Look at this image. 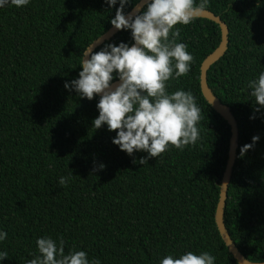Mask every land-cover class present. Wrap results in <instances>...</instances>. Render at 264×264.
Instances as JSON below:
<instances>
[{"label": "trees", "instance_id": "trees-1", "mask_svg": "<svg viewBox=\"0 0 264 264\" xmlns=\"http://www.w3.org/2000/svg\"><path fill=\"white\" fill-rule=\"evenodd\" d=\"M135 5L130 0L125 13ZM119 7V0L115 7L105 0L0 7V231L7 233L0 252H8L0 264H28L44 237L63 238L65 254L85 251L99 264H160L189 251L210 253L214 264H238L216 224L231 126L204 96L200 78L221 28L202 17L176 26L177 42L194 60L167 91L193 94L200 139L183 151L170 146L143 165L147 152L129 156L113 143L115 131L106 124L95 129L100 95L88 100L65 88L79 78L81 53L113 26ZM204 8L230 29L226 53L208 71L209 86L239 126L225 225L248 260L264 262V108L254 111L248 88L264 72V0H207ZM121 42L134 43L130 29L94 52ZM254 136L259 140L241 157ZM62 176L70 177L66 187Z\"/></svg>", "mask_w": 264, "mask_h": 264}, {"label": "clouds", "instance_id": "clouds-1", "mask_svg": "<svg viewBox=\"0 0 264 264\" xmlns=\"http://www.w3.org/2000/svg\"><path fill=\"white\" fill-rule=\"evenodd\" d=\"M105 2L115 7L118 0ZM9 3L21 8L30 0H0V7ZM119 3L111 24L117 30L130 29L134 43L131 46L123 42L119 46L107 44L98 52L93 51L95 43L90 44L81 53L79 78L66 83L65 88H74L80 97L88 100L100 95L99 116L93 122L95 129L106 124L109 131H115L113 143L129 156L137 151L147 152L148 157L138 161L144 165L149 158L160 157L170 146L183 151L200 139L197 125L201 109L193 94L184 90L167 91V82L186 76L194 60L187 45L177 42L180 29L176 26L191 23L196 18L197 6L195 0H136L138 14L133 16L124 11L130 0H119ZM206 3L203 0L199 9ZM114 74L120 83L113 89ZM248 88L254 98V111L259 112L264 108V72L249 81ZM258 140L254 136L252 144L244 145L241 157ZM104 167L100 165L101 169ZM69 179L60 177L59 185L66 187ZM6 238L7 233L0 231V241ZM36 244L39 255L28 264H99V261L90 262L85 251L65 254L63 238L58 243L44 237ZM7 258V251L0 252V260ZM215 259L208 252L197 255L189 251L179 258L167 255L160 264H214Z\"/></svg>", "mask_w": 264, "mask_h": 264}, {"label": "water", "instance_id": "water-1", "mask_svg": "<svg viewBox=\"0 0 264 264\" xmlns=\"http://www.w3.org/2000/svg\"><path fill=\"white\" fill-rule=\"evenodd\" d=\"M146 6V4H144ZM143 9H140L139 11H142ZM128 15H136L138 14V11L136 9V5L127 13ZM196 17H202L207 18L209 20H212L219 24L221 28V41L218 47L210 53L202 62L201 65V89L206 97V99L212 104V106L228 121V123L231 126V138H230V146H229V152H228V159L226 168L222 177L221 186H220V198L217 205L216 210V224L219 229V232L221 234V237L226 244V246L229 249V252L233 255L235 260L238 262V264H264V262H253L248 260L237 248L235 243L233 242L229 231L227 230V227L225 225V207L227 202V196H228V189L229 185L232 180L234 165L236 162V156H237V149L239 146V126L238 122L233 115L230 107L226 104H224L213 92L211 87L208 84V71L211 68V66L216 63L227 51L228 44H229V33L230 29L229 26L225 21H223L221 15H218L214 13L213 11L203 8L199 9L197 7V11L195 13ZM119 31L114 28V26H111L105 33L97 37L91 44L95 43V48L93 51H95L99 46L104 44L106 41L110 40L114 35H116ZM90 45V44H89ZM88 45V46H89ZM87 59H90L89 57H86ZM120 83V80H115L112 82L113 89L116 85Z\"/></svg>", "mask_w": 264, "mask_h": 264}]
</instances>
